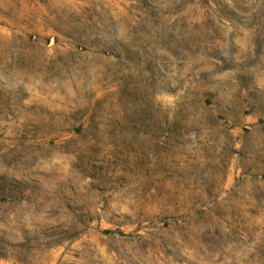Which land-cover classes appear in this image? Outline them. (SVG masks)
Segmentation results:
<instances>
[{
	"label": "rangeland",
	"instance_id": "1",
	"mask_svg": "<svg viewBox=\"0 0 264 264\" xmlns=\"http://www.w3.org/2000/svg\"><path fill=\"white\" fill-rule=\"evenodd\" d=\"M0 264H264V0H0Z\"/></svg>",
	"mask_w": 264,
	"mask_h": 264
}]
</instances>
